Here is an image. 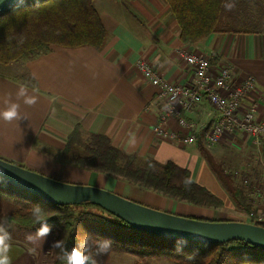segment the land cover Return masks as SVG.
<instances>
[{
	"label": "crops",
	"instance_id": "obj_1",
	"mask_svg": "<svg viewBox=\"0 0 264 264\" xmlns=\"http://www.w3.org/2000/svg\"><path fill=\"white\" fill-rule=\"evenodd\" d=\"M93 2L108 30L104 46L52 45L36 58L0 63V112L10 103H18L21 115L27 117L11 123L0 119V157L66 182L104 187L177 214L196 218L215 216L212 209L207 213L208 207L201 206L203 209L191 212L193 204L166 198L118 177L78 166L63 150L69 134L81 123L85 133L105 134L127 152L151 156L161 162L173 160L190 168L192 177L205 186L199 179L203 170L206 174L209 171L219 189L227 192L200 145L209 148L219 161L229 163L232 157L241 168L258 171L264 165L262 140L233 128L215 145L206 143L207 131L199 142L201 130L218 116L207 99L185 112L187 119L196 125L195 144L158 137L152 125L159 120L162 103L157 87L142 75L136 62L145 58L172 83L194 80L192 68L176 52L178 47L203 53L215 59L214 64H229L234 80H244L251 75L255 78V90L244 97L242 106L247 108L253 102L258 103L262 116L264 33L217 32L199 42H185L167 0ZM7 67L9 69H3ZM28 78L33 79L36 86L28 83ZM21 85L27 87L30 95L38 96L35 105L28 106L22 97L17 98ZM169 125L176 126V118H171ZM191 213L197 214L192 216ZM243 219L248 220L247 216ZM29 248H34L35 252L30 253ZM42 253L41 244L23 240L10 242L11 264H37Z\"/></svg>",
	"mask_w": 264,
	"mask_h": 264
},
{
	"label": "trees",
	"instance_id": "obj_2",
	"mask_svg": "<svg viewBox=\"0 0 264 264\" xmlns=\"http://www.w3.org/2000/svg\"><path fill=\"white\" fill-rule=\"evenodd\" d=\"M167 2L176 15L185 42H199L217 32L264 33V0ZM230 3L235 5L231 10L225 7ZM107 37L108 30L93 0H25L0 14V63L36 58L52 45L102 47ZM27 82L36 86L31 78ZM210 125L201 130L199 142ZM262 147L264 161V136ZM200 149L223 187L250 215L248 220H230L254 223L255 214L246 188L237 183L236 175L209 148L200 145ZM63 152L78 166L118 177L163 197L214 209L225 206L221 196L192 177L190 168L173 160L161 162L151 156L127 152L105 134L85 133L81 123L69 134ZM187 178L190 184L185 183ZM0 200L14 206L10 220L25 228H39L32 215L33 208L39 206L44 218L56 229L53 241L62 240L71 249L87 240L88 254L96 264H107L114 253H132L136 258L134 264H145L144 260L152 257L167 258L173 264H264V248L244 240L204 243L184 239L187 243L178 247V238L139 229L101 205L56 204L2 178ZM105 239L111 241V247L97 255L99 242ZM61 255L62 249L52 248V264H66Z\"/></svg>",
	"mask_w": 264,
	"mask_h": 264
},
{
	"label": "built area",
	"instance_id": "obj_3",
	"mask_svg": "<svg viewBox=\"0 0 264 264\" xmlns=\"http://www.w3.org/2000/svg\"><path fill=\"white\" fill-rule=\"evenodd\" d=\"M176 52L192 68V82H169L145 58L136 62V67L142 75L157 87L158 98L162 103L159 120L152 125L156 135L186 145L195 144L196 125L187 119L185 112L207 99L218 111L217 118L211 122L206 132L208 145L219 143L226 131L233 128L253 135L261 141L264 136V115L260 116L258 103L253 102L247 108L242 106L244 97L255 90V78L251 75L237 81L232 78V68L229 64H214L209 56L191 52L185 47H178ZM171 118H176L174 127L169 125ZM242 170L244 168L233 169L231 172L238 175ZM245 172L247 176L243 182L253 206L254 223H264V180L252 181L248 175L249 171Z\"/></svg>",
	"mask_w": 264,
	"mask_h": 264
},
{
	"label": "water",
	"instance_id": "obj_4",
	"mask_svg": "<svg viewBox=\"0 0 264 264\" xmlns=\"http://www.w3.org/2000/svg\"><path fill=\"white\" fill-rule=\"evenodd\" d=\"M25 0H0V14ZM0 178L56 204L91 202L139 229L204 243L239 239L264 248V225L249 221L184 216L92 184L66 182L0 157Z\"/></svg>",
	"mask_w": 264,
	"mask_h": 264
},
{
	"label": "rangeland",
	"instance_id": "obj_5",
	"mask_svg": "<svg viewBox=\"0 0 264 264\" xmlns=\"http://www.w3.org/2000/svg\"><path fill=\"white\" fill-rule=\"evenodd\" d=\"M3 69H9V68L7 67V68H3ZM229 157L230 156L227 155V158H229ZM239 158H243V157H239ZM222 161L227 166V168L230 170H233L234 168H239V167L241 168L240 163H235L233 161L232 157H231V160L229 161V163H227L226 160L225 161L222 160ZM245 162L246 161L243 160V163H245ZM243 163H242V166H244ZM245 170L249 171L248 175L250 176L252 181L264 180V165H262L258 171L256 169H253V170L244 169L240 172V174H238V175L235 174L237 177V179H236L237 183L239 185L244 186L243 179L247 176ZM107 176H109V175H107ZM199 181L205 182V184L207 185V187L211 191L222 196L225 200V206L222 207L221 209L207 208L208 209L207 213H209V210L212 209L215 211V216L205 218V219H216V220L217 219H231V218L232 219H238V218L243 219L245 216H247V218L250 219V217L247 215L245 209L241 205H239L236 202V200L231 199L227 192L219 189V186L215 183L213 178H211L209 171L206 174L205 170H203L201 178L199 179ZM233 201L235 203L232 204ZM0 204H1V206H0V221H7V224H6L7 230L11 234V239H15V241L10 240L9 243L10 242L18 243L19 241L21 242V240L28 241L27 237L29 235L35 236V232L37 229L21 227V226L15 224L14 222H11L10 213L14 208V206L11 203H8L4 200L3 201L0 200ZM190 205H192V204H190ZM191 207H192L191 212H195V210L199 211V210L203 209V207L197 206V205H192ZM166 211H168V210H166ZM169 212H171V211H169ZM221 213L224 216H220ZM185 214H188V213H185ZM196 214L197 213H191L192 216H195ZM180 215H182V214H180ZM184 216H186V215H184ZM55 236H56V229H52V233L49 237L42 238V239H36L34 242H32V243L37 244V245L41 244V246L43 247V253H42L41 257L38 259L37 264H52L51 243L53 242ZM135 259H136L135 255H133L132 253H114V254H112L111 259L107 264H134ZM144 263L145 264H173V262L167 258H157V257L145 259Z\"/></svg>",
	"mask_w": 264,
	"mask_h": 264
},
{
	"label": "clouds",
	"instance_id": "obj_6",
	"mask_svg": "<svg viewBox=\"0 0 264 264\" xmlns=\"http://www.w3.org/2000/svg\"><path fill=\"white\" fill-rule=\"evenodd\" d=\"M234 3L226 4L225 7L231 10L234 7ZM23 98V103L28 106H33L38 102V96L30 95L26 86L21 85L17 92V98ZM167 107V105L165 106ZM20 105L18 103H10L9 106L0 112V119L6 122L20 121L21 119H27L26 116H22L20 113ZM186 184H190V178L185 180ZM32 215L35 219V223L39 225V228L35 232V236L29 235L28 241L34 242L36 239L47 238L51 235L53 225L48 223V219L44 218L43 212L39 206L33 208ZM7 221H0V264H11V258L9 256L11 234L6 227ZM177 246H182L187 243L184 239L177 240ZM111 247L110 240H102L97 247V255L106 253ZM51 248L62 249L61 259L66 264H96V260L88 254L89 246L87 240L79 242L77 246L67 249L62 240H55L51 243ZM30 253H34V248H29Z\"/></svg>",
	"mask_w": 264,
	"mask_h": 264
}]
</instances>
